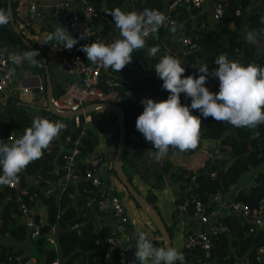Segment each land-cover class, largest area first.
Segmentation results:
<instances>
[{
	"label": "trees",
	"instance_id": "16d2710c",
	"mask_svg": "<svg viewBox=\"0 0 264 264\" xmlns=\"http://www.w3.org/2000/svg\"><path fill=\"white\" fill-rule=\"evenodd\" d=\"M131 1L156 18L163 14L158 20L164 16L170 2L88 0L95 11L102 10L108 16L115 14L116 6ZM255 1L212 0L215 5L221 3L224 11L221 18L211 23L204 13L192 19V15L199 9L178 6L173 11L175 24L158 28L145 40L135 42L125 51L109 54L104 60L112 68L118 81V84L110 89L117 92L114 101L124 110L127 133L133 130L142 138H146L152 130L164 124L163 135L168 140V154L159 158L160 171L156 174L157 183L152 186H161L164 182L161 176L170 173L176 182L174 203L176 206L185 204L186 211L190 214L193 213L194 199L200 200L209 208L212 195L216 191H226L231 185L245 186L243 183L238 184L242 174L264 162V122L258 121L264 120V48L259 51L255 40L241 38L244 28L264 32V0H260V3ZM11 4L15 22L22 36L32 43L48 62L53 85L52 95L56 100L64 87L53 78L49 57L43 50V45L34 39L32 29L20 19L17 9L19 1L11 0ZM0 28L10 30L18 40L15 46L33 56L44 71L41 59L31 53L22 39L12 31L7 0H0ZM171 32L188 34L195 44L192 49L184 47L186 63L175 68L173 64L176 55L164 45L168 43L167 35ZM220 61L232 72L245 97L240 98L235 94L237 98L228 94H212L210 97L215 106L208 108L204 104L199 112L201 122L194 134H190L185 128H167L174 116L175 108L172 103L182 100L179 95L186 90L190 75L199 74ZM45 99L46 96L43 105H46ZM20 100L22 98L16 94L0 103V138L9 130H15L23 140L20 150L21 166L15 175L17 185L15 188L0 187V232L20 242L30 240L23 225L19 224L18 228H14L11 224L15 221L13 213L18 216L17 194L26 200L28 194L35 192L37 199L30 202L37 203L36 208L46 223L55 221L58 206H61L57 238L64 264H107L98 258L105 241L98 243L97 240L106 239L113 233L108 226L96 224L87 206L92 191L95 198L98 196L94 186L84 178L89 159L94 155H97L101 162L103 159L101 153H93L97 143L93 131L85 128L82 132L84 118L89 113L61 118L43 108H30L25 103L21 104ZM238 103H241L243 110H237ZM113 119L118 126L115 116ZM78 137L81 144L78 146V154L74 157V173L79 180L73 182L71 179L58 199L57 189L50 188L55 180L63 178L65 170L61 165L64 155L69 152ZM191 140L198 141L203 148L206 146L205 142L213 144V154L207 156L203 164L196 169L191 170L184 166H176L174 169L173 157L185 153ZM126 145H129L128 137ZM126 157L125 150L124 161ZM110 170L116 175L113 167H110ZM254 180L248 192L240 190L234 197L252 208L257 205L264 192V170L258 171ZM146 198L157 209L154 204L155 195L150 192ZM176 210L175 207L174 212ZM221 220L229 230L213 238L214 245L210 257L205 258L204 250L199 247L187 249L184 260L188 264H247L244 259L250 257L251 248L257 242L254 234L248 233L249 223L238 221L232 214H224ZM166 227L172 237V227ZM47 228L48 224L42 231H47ZM155 232L159 235L157 230ZM30 241L35 244L37 254L34 256L26 253L20 246L0 243V264H49L54 260L56 254L48 247L43 235ZM159 243L162 245L161 240ZM8 255L11 256L9 259L6 258ZM164 260L163 256L162 264ZM172 264L176 262L173 261Z\"/></svg>",
	"mask_w": 264,
	"mask_h": 264
},
{
	"label": "built area",
	"instance_id": "2783aa9c",
	"mask_svg": "<svg viewBox=\"0 0 264 264\" xmlns=\"http://www.w3.org/2000/svg\"><path fill=\"white\" fill-rule=\"evenodd\" d=\"M206 0H170L164 16L157 21L136 20L127 29L122 37H109L97 31L92 23L95 17V9L88 0H78L82 12L73 9L69 0L58 1L51 10L53 15H57L64 20V34L68 37L71 44L76 48L74 51H67V46L60 48L58 55V64L56 68L55 79L64 87L60 96L54 100V103L66 109L83 108L85 105L97 101H113L116 91L110 89L118 84L112 69L104 62L106 56L119 51H125L135 42L145 40L158 28H166L176 22L173 16L174 10L178 6H185L188 9H199ZM224 7L221 3L214 6V17H222ZM239 13V10H236ZM40 15V5L30 2L27 9V18L32 20ZM178 37L177 40L175 38ZM169 43L178 42L183 47L189 49L194 47L191 38L185 33H169L167 37ZM174 40V41H173ZM30 55L24 53L18 46L12 48H0V100L4 101L8 97L18 94H29L33 96L32 84L26 80L16 84L14 75L16 69L25 67L29 63ZM54 73V74H55ZM83 84L84 86H82ZM35 87L42 88L39 80ZM11 89V90H9ZM212 94H235L240 98L245 97V93L238 82L234 80L231 71L227 70L224 63L220 61L217 65L205 68L199 74H192L188 80L186 90L181 92L180 102H173L175 108L174 116L187 107H192L200 103L204 97H210ZM35 95V94H34ZM59 100V102H58ZM23 101V100H22ZM205 106L213 108L215 106L211 97L205 102ZM86 115V114H84ZM201 122L200 113L192 115L185 129L194 134ZM88 118H84L82 132L87 128ZM160 127H165L162 124ZM159 129V128H158ZM158 129L150 132L151 136L157 134ZM129 143L140 145L144 138L135 131L128 133ZM80 138L78 137L74 145L64 155L62 168L65 170L63 178L57 180L53 187L56 190V197L59 199L69 181L76 177L74 169L76 162L74 157L78 154ZM23 140L15 130H9L4 137L0 138V187H16L15 175L20 169L21 159L20 150ZM101 161L97 155L89 159V167L85 172L86 178L94 187L98 188L99 197L96 200V206L99 211L108 212L117 221L126 219V210L123 201L118 195L109 190L101 189L102 173L100 170ZM251 186L235 187L231 185L226 191H216L212 195L209 208L200 200L194 199L193 215L199 223L206 228L192 231L185 235L184 246L186 249L201 248L205 252V258H209L213 247V238L219 233L229 230L223 223L221 217L224 214H232L238 221L249 223L248 233L254 234L257 242L251 248L250 257L245 258L247 264H264V192L259 198L255 207H250L244 201L235 199V195L240 190L248 192ZM25 193L26 191L23 190ZM18 198V216L25 226L27 236L30 239L44 236L50 249L54 251L56 257L49 264H64V258L61 255L60 245L57 238L58 219L61 214V206H58L55 221L46 223L38 211L37 203L31 204L36 200L35 192L28 194L24 200L17 194ZM177 209L186 212L185 204L177 205ZM48 224L47 231L42 228ZM104 242L105 246L99 254V260L107 264H130L134 253L137 252L142 259L149 260L152 264H158V251L160 246V236L156 234L153 228L144 227L140 229L135 241L130 246L117 243L114 235H109L106 239H98L97 242ZM11 256L8 255L7 259Z\"/></svg>",
	"mask_w": 264,
	"mask_h": 264
},
{
	"label": "crops",
	"instance_id": "0c3cea01",
	"mask_svg": "<svg viewBox=\"0 0 264 264\" xmlns=\"http://www.w3.org/2000/svg\"><path fill=\"white\" fill-rule=\"evenodd\" d=\"M18 1V15L20 19H22V21H24V23H26L30 29H32V36L34 39L39 44L43 45V50L48 54L49 63L53 72V78L55 79V72L57 68L56 64H58L60 48L67 46V49H65L67 51L76 50L75 46L71 44L68 37L64 34V20L61 17L51 13L52 7L60 0ZM69 1L73 9L77 10L78 12H82V8L80 7L78 0ZM30 2H35L40 5V15L36 18H33L32 20L27 18V9ZM214 6L215 4L212 2V0H206L203 6L200 7L194 15H192V19H196L199 15L204 13L207 15L208 21L210 23L215 21ZM116 9L117 10L113 16L106 15V13H104L102 10L96 11L95 17L92 19V23L98 32L109 37H122L126 34L130 24L136 20L140 19L157 21L158 18L163 15L161 14L158 16V18H156L155 16H152L147 10L137 7L132 1L116 6ZM0 34L2 36V39H0V48H12L18 41L17 37L13 35L8 29L0 28ZM177 39L178 37L175 38V40ZM164 45L168 51H171L176 55V59L173 64L174 68L180 64L186 63V49L182 45H180L177 41L174 43H169V45L166 42ZM28 60V65L23 68L16 69L14 82L19 84V82L25 81L26 78L29 84L34 86L32 87V91L35 95L33 94V96H30L29 94H20V98H22L27 106L30 108H35L31 105H37V103L41 105L44 104V96H46L45 70L43 71L40 65L37 64L33 56H30ZM37 80L41 82L42 88L35 87ZM228 95L230 97L237 98L234 96V94ZM116 97L117 92L115 97L112 95L111 98L114 101ZM207 99V97H204L201 99L199 104L192 107H187L177 115L173 116L167 128H185L189 118L195 113L200 112ZM0 103H3V101L0 100ZM236 108L237 110H243L241 103H238ZM113 117L114 115L111 113L92 111L87 115V128L93 131L97 139L93 153H101L103 155L100 166L102 173L101 189L104 188L119 196L125 206L126 219L117 221L110 215V213L99 211L96 206V200L99 197V194L95 198L93 191L89 196L87 206L89 207L90 215L94 218L96 224L99 226H108L118 244L130 246L135 241V236L140 229L149 227L150 224L152 225V227H150L153 228L154 231L155 228L150 218L140 207L136 205V202H134V200L129 196L120 180L110 170V167H113L118 136V126L116 125ZM31 119H33V116ZM164 129L165 127H160L156 135H150L149 137L144 138L143 143L140 145L132 143L126 145L125 150L127 157L125 161L123 160V169L125 173L129 175L134 186L143 195L146 196L150 192L155 195L154 204L157 207V210L159 211L166 226L172 227L173 236L171 237V241L173 247V261H175L176 264H188L184 260L185 255L187 254V249L184 246L185 235L192 231L206 228V225L202 226L197 218L187 211L182 212L177 209L174 212L175 207L177 208L174 203V188L176 186V182L173 180L170 173H165L161 176V179L164 181L161 186H152L157 183L156 174L160 171L159 158L168 154V140L163 135ZM205 159L206 157L204 156V148L200 143H198V141L191 140L188 144V150L185 153L173 157V162L175 164L174 169L176 166H184L193 170L200 167ZM72 179L73 182H77L79 180L77 177H73ZM94 188L95 191L98 192V188ZM13 214L15 221L12 222L11 226L18 228L17 226L19 224L23 225L22 220L19 216H17L16 213ZM40 217L44 219L42 215H40ZM30 240L20 242L12 236L0 232V243L20 246V248L25 250L26 253L33 254L32 256H34V254H37L35 251V244ZM162 248L163 247L160 246L157 254L158 264H162V259L164 256ZM130 264H152V262L142 259V257L137 252H135Z\"/></svg>",
	"mask_w": 264,
	"mask_h": 264
},
{
	"label": "water",
	"instance_id": "95a60500",
	"mask_svg": "<svg viewBox=\"0 0 264 264\" xmlns=\"http://www.w3.org/2000/svg\"><path fill=\"white\" fill-rule=\"evenodd\" d=\"M7 12L9 17V23L12 31L18 35L22 41L25 43L27 48L36 57H39L42 61V65L45 70V81H46V105H31L37 109H45L52 114H55L61 118H67L70 116H80L88 114L92 111H103L113 114L118 123V136L116 142V150L113 160V169L117 178L120 180L122 185L125 187L128 194L133 198L136 204L146 213L150 220L155 225V230L158 231L162 246L164 249V264L173 263V247L170 237V233L167 230L166 224L163 221L159 211L154 208V206L148 201L145 195H143L132 183L129 175H127L123 169V157L126 149V134L127 125L125 121V113L123 108L115 101H97L85 105L83 108L78 109H66L57 106L53 101V85L51 80V75L49 71V66L47 60L42 53H40L32 43H30L24 36H22L18 24L15 22L11 0H7ZM84 86L83 84H81ZM25 103L24 101H20ZM26 104V103H25ZM260 122H264L262 119H258Z\"/></svg>",
	"mask_w": 264,
	"mask_h": 264
},
{
	"label": "rangeland",
	"instance_id": "374dc122",
	"mask_svg": "<svg viewBox=\"0 0 264 264\" xmlns=\"http://www.w3.org/2000/svg\"><path fill=\"white\" fill-rule=\"evenodd\" d=\"M255 2L260 3V0H258V1L256 0ZM241 38L244 40H255L259 51L264 48V32H259L257 30H251V29L244 28L243 32L241 33ZM59 106H62V105H59ZM204 145H206L204 148V156L207 157V156L212 155L214 152L213 148H212L213 144L210 145V144H207L205 142ZM208 145H210V146H208ZM260 170H264V162L257 167H251L247 171H245L246 173L242 174V176L240 177V179L238 181V184L243 182V185L251 186L255 182L254 179L256 177L257 172ZM150 226L152 227L151 224H150ZM153 226L155 228L154 224H153Z\"/></svg>",
	"mask_w": 264,
	"mask_h": 264
}]
</instances>
